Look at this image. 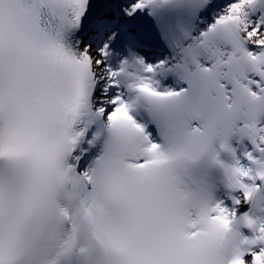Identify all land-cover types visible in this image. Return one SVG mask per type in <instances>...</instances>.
<instances>
[{
    "label": "snow or ice",
    "instance_id": "1",
    "mask_svg": "<svg viewBox=\"0 0 264 264\" xmlns=\"http://www.w3.org/2000/svg\"><path fill=\"white\" fill-rule=\"evenodd\" d=\"M0 264H264V0H0Z\"/></svg>",
    "mask_w": 264,
    "mask_h": 264
}]
</instances>
